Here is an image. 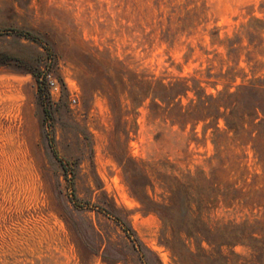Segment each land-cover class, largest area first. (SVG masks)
<instances>
[{
  "label": "rangeland",
  "instance_id": "rangeland-1",
  "mask_svg": "<svg viewBox=\"0 0 264 264\" xmlns=\"http://www.w3.org/2000/svg\"><path fill=\"white\" fill-rule=\"evenodd\" d=\"M259 27L264 0H0V264H203L173 256L123 166L144 168L161 201L163 174L218 167L211 131L194 139L149 116L141 80L195 77L215 92L264 77ZM229 171L264 189L250 162Z\"/></svg>",
  "mask_w": 264,
  "mask_h": 264
},
{
  "label": "trees",
  "instance_id": "trees-1",
  "mask_svg": "<svg viewBox=\"0 0 264 264\" xmlns=\"http://www.w3.org/2000/svg\"><path fill=\"white\" fill-rule=\"evenodd\" d=\"M247 28L256 30L258 26L250 24ZM32 73L38 78L36 72ZM132 85L127 94L134 103L136 94ZM232 87L227 85L211 92L195 77L142 76L140 103L149 99L146 106L149 116L181 130L190 126L194 139L198 135L197 126L202 124L203 138L210 130L214 145L209 160H215L218 167H212L209 173L197 168L194 173L163 174L161 201L148 194L146 187L150 185L153 192L154 186L144 168L136 164L133 168L123 166L124 172L138 176L127 180L130 189L143 211L160 218L163 243L178 260L186 251L203 264H264V189L229 178V168H239L248 162L264 176V77H252ZM39 90L43 92L40 85ZM111 96L108 94L112 103ZM111 108L117 112L112 105ZM218 170L227 171L225 180L217 181ZM247 204L257 207L258 212L263 209L261 214L241 220L215 215L217 209ZM177 214L183 226H177L176 230ZM236 246L244 247L246 255L236 252ZM240 260L243 262L239 263Z\"/></svg>",
  "mask_w": 264,
  "mask_h": 264
}]
</instances>
